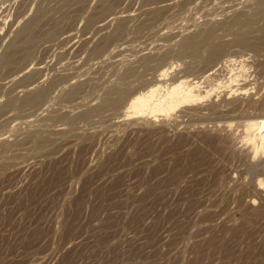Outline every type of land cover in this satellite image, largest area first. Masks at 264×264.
<instances>
[{"label":"rangeland","instance_id":"1","mask_svg":"<svg viewBox=\"0 0 264 264\" xmlns=\"http://www.w3.org/2000/svg\"><path fill=\"white\" fill-rule=\"evenodd\" d=\"M101 8L111 9L94 22L95 29L108 23L101 33L113 29L115 13L133 19L130 24L147 19L152 26L89 55L82 42L95 29H83L89 14ZM263 12L264 0H0V264L257 261L264 250V188L256 176L264 173L257 167L252 178L247 163L223 155L221 147L226 142L230 151L249 156L242 139L245 116L260 110L232 113L224 131L214 128L216 115L205 111L115 124L114 111L106 108L72 126L48 129L41 121L95 106L120 70L138 65L143 71L145 57H154L145 68L165 54L166 62L178 63L171 77L199 75L211 63L206 51L198 57L183 52L189 34L212 27L213 42L239 50L233 40L242 29L248 36L264 34ZM249 56L250 82L258 79L263 87L258 96L251 93L257 100L264 93V74L257 73L264 52H245ZM58 79L66 82L45 92ZM75 85L79 93L65 101L62 96ZM15 97L34 101L16 111L10 104ZM203 132L217 143L208 147ZM196 147L206 148L212 162L184 158ZM241 185L255 190L257 199L243 197ZM203 212L216 215L202 221Z\"/></svg>","mask_w":264,"mask_h":264},{"label":"bare ground","instance_id":"2","mask_svg":"<svg viewBox=\"0 0 264 264\" xmlns=\"http://www.w3.org/2000/svg\"><path fill=\"white\" fill-rule=\"evenodd\" d=\"M110 10L111 9L101 8V9H95L93 12L90 11L91 13L87 17L86 26L83 30H85L86 33H88L91 31V29H95L94 22L100 17H103L105 14H107V12L109 13ZM115 14L113 18V21H115V23L111 31L101 33L102 29L105 30L106 27H108L107 26L108 23L107 24L105 23V26H102L103 28L102 27L98 29L96 28L95 31L92 32V37L90 39H85L82 42L83 44L81 43L82 47L84 48L86 52L88 51L89 55H96V56L101 55L105 53L108 50V48L117 39H119L123 34H127L128 32H131V33L133 32L134 34L140 33L143 29L150 26L151 24L150 20H147V19L141 20L140 22L130 24V22L133 19L131 18L119 19L121 18V16H116ZM246 30L242 29L241 32H238L236 34V38L233 40V43L239 47V50H231L230 49L231 46L227 42H221V41L213 42L212 38L215 33V30L212 27L207 28V30L203 34L201 33V35L196 32H194L191 35L189 34L190 36L188 35V37H186V39L184 40L183 44H181L183 52L190 56L198 57L200 56L202 51H206L207 60L209 63H211V67L205 71H202V73L199 75H196L190 78L188 75H186V73H184L179 76L176 75L174 77H171L170 74L173 71H175L177 67L176 65L178 63L175 65L174 62H166L167 56L165 54L161 58V61L158 62L155 66L145 68V65H144L145 62L154 60V57H145L141 60L143 62L140 63V66L143 65V71L138 70L139 69L138 65L137 66L131 65L124 70H120L118 72V75L116 76V81L111 86L104 88L102 90L103 92H101V94L97 96V99L99 100V102L95 106L87 107L86 109L82 110L75 116H67L63 114H54V115L51 114L50 116L42 119L41 126L48 128V129L57 128L58 126L62 124H67L69 126H72L75 122L77 124L80 121L81 122L87 121L91 119L92 116L101 114L107 108V109H112L114 111V116L112 118L114 119L115 124H120L122 122L125 124L127 121H130L132 119L133 120L135 119V120L131 121L130 124H134L138 122L139 120L157 121L159 120L158 119L159 116L165 117V116H168L170 113L176 112V111H181L185 113H191V112L192 113H202L205 111L209 113V115H216L214 118L211 119L215 121L213 123V126L214 128H216L217 126H218L217 128H219L220 126L221 128H223L222 131H224L226 127H229L232 124V122H229V120H227L231 118L232 113L243 114L245 112L248 113L249 109L260 110V113L258 114H254L253 116H251L250 114H247L245 116L246 117V129H245L246 134L244 135V137H242V139L243 141H245V144H247L250 148L249 150L251 151V154L249 156L247 155L245 156L244 152H243L244 154H235L233 151H230L231 148L229 145L226 144V142H224L221 148H222L223 155L225 154L228 155L227 153H229L230 155L228 156L233 157L234 155V157L236 156L238 157V159L241 158L242 161L246 162L247 169L245 171L250 173L251 177L254 176V172L258 170L257 167H260L259 171L264 173V93L263 94L261 93L262 95L258 97L257 100H255L254 98L252 99L251 93H253V95L257 94L258 96V93L262 92L261 89L263 87H261L262 86L261 82L260 83L257 82L258 79L254 81L253 83L250 82L252 80L250 79V77L252 76V73L250 71L252 68V65H249L248 61L251 56L245 57V52L247 51L260 52V53L264 52V34L261 36H248V34H246ZM59 32H60V29L57 30L52 35H57L59 34ZM92 38H96L95 41H92ZM92 42L93 44L91 45ZM260 65H261V71L259 70L257 72L259 77L264 74V61L258 64V66ZM148 70H152V72L148 74L147 73ZM147 75H150V76L147 77ZM62 79L53 81L51 85L46 88L45 92L47 91L49 92L50 90L55 88L56 85L63 84L64 82H66V80L64 81ZM78 93H79L78 86L76 85L71 86L70 89L62 96V98L65 101H67L66 98L71 99ZM33 101L34 99L32 100L31 98L25 100V99L15 97L12 101H10V104L13 110L19 111L21 110L22 106H25V104H27V102H33ZM209 125H211V121ZM164 130L165 129H163L162 132L166 131ZM191 138L192 137H190V139ZM216 139L217 138L215 136H212L210 133L202 134V140L205 142V144L208 147L213 146L215 143H217ZM242 139L240 141H242ZM179 143L182 144L185 142L179 141ZM233 144L234 143H232V145ZM236 149L237 148H235V151ZM184 158L190 161H195L197 162L196 164H201V163L203 164L204 161L210 162L211 159H213L209 155V152L206 150V148H203V147H196L194 149L187 151L184 155ZM177 174H175V176ZM256 181L258 182V184L256 185H259L260 186L259 188L262 187L261 188L262 190L264 188V178H260V176L259 177L256 176ZM251 185L250 187H252ZM239 186H240V183H239ZM254 191L255 190H251L250 188L248 190L246 187L242 186L240 194L243 197H250V200H251L254 196H256L254 195ZM104 198H105V195H104ZM253 200L255 202V199ZM259 205L261 206V204ZM177 209L179 210V208ZM246 210L248 211L249 207L246 208ZM214 215H216V213ZM214 215L207 213V212H203L200 216H198V218L199 220L203 221L209 217L212 218ZM253 216L255 215H252L251 217ZM245 217L247 218V216ZM227 219H230V218H227ZM225 226H221V227L223 229H226ZM217 230L220 231L219 229ZM259 253H260V256L258 257L257 261L252 260L248 262V264H258V262L264 264V250H262ZM253 256L255 257L257 255H253Z\"/></svg>","mask_w":264,"mask_h":264}]
</instances>
